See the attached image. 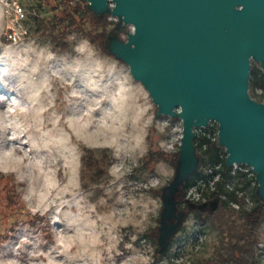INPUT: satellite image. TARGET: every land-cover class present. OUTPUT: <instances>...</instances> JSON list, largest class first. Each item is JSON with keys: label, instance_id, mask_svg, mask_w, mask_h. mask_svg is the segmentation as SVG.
Returning a JSON list of instances; mask_svg holds the SVG:
<instances>
[{"label": "rangeland", "instance_id": "rangeland-1", "mask_svg": "<svg viewBox=\"0 0 264 264\" xmlns=\"http://www.w3.org/2000/svg\"><path fill=\"white\" fill-rule=\"evenodd\" d=\"M12 2L0 0V66L8 73L0 75V173L12 174L21 185L11 187L10 178H0V220L6 222L15 211L6 198L14 188L10 191L22 211L45 216L49 226L22 216L13 229L0 221V264H85L83 258L98 246L114 249V264H151L155 243L145 234L158 224V191L169 183L174 167L159 161L146 168L142 160L151 148L168 155L177 152L181 119L156 114V105L131 76L128 63L91 44L108 73L91 72L73 51L86 38L69 35V51L59 52L38 36L31 21L16 23ZM102 147L111 153L108 173L99 185L84 189L80 157L85 148ZM195 163L191 153L177 169L178 182L188 178ZM256 193L264 199L261 183ZM195 224L189 214L184 231L191 234ZM259 232L258 242H264V221ZM204 233L195 243L175 242L170 256L157 264L210 258L217 236L210 228ZM261 259L255 250L254 264H264ZM104 264L113 261L105 258Z\"/></svg>", "mask_w": 264, "mask_h": 264}, {"label": "water", "instance_id": "water-1", "mask_svg": "<svg viewBox=\"0 0 264 264\" xmlns=\"http://www.w3.org/2000/svg\"><path fill=\"white\" fill-rule=\"evenodd\" d=\"M87 1L136 28L114 52L156 114L181 119L178 168L194 154V129L213 120L226 165L251 166L264 186V102L248 92L250 59L264 74V0Z\"/></svg>", "mask_w": 264, "mask_h": 264}, {"label": "trees", "instance_id": "trees-1", "mask_svg": "<svg viewBox=\"0 0 264 264\" xmlns=\"http://www.w3.org/2000/svg\"><path fill=\"white\" fill-rule=\"evenodd\" d=\"M21 5L25 12L24 21H31L38 36L49 41L53 49L59 52L69 51L67 38L76 34L86 38L100 52L121 60L116 56L114 48L123 46L126 38L121 39L120 35H127L131 31L128 29L129 25H123L119 20L111 18L108 9L97 11L90 7L87 0H23ZM248 92L252 98L264 102V74L257 66L250 70ZM170 118L177 117L174 115ZM203 131L207 132L208 128ZM192 146L196 163L188 178L181 182L177 181L179 146L177 152L171 155L151 148L143 157L142 164L146 168L159 161L169 162L174 167L171 180L158 191L162 201L158 224L145 234L155 243L151 264L168 258L171 254L170 248L175 242L181 239L191 243L196 241L193 231L190 234L183 229V221L189 214L198 226L195 231L204 232L210 228L217 236L212 256L193 264H254L259 227L264 221V201L257 195L255 186H250V180L244 173H230L231 167L226 165V154L217 139L212 141L205 134H195ZM110 160L111 153L108 148H85L80 157L81 187L88 189L90 186L99 185L108 173ZM217 164L219 168L212 174L219 172V179L215 181L213 190L203 192L205 201L184 200L186 189L194 184L196 179L203 178L207 187V178L211 174H206V169ZM0 178H10L11 187L21 185L19 182L15 183L12 174L0 173ZM227 184L231 188H228ZM10 190L7 191L6 198L10 208L15 211L8 214L6 222L0 220L2 225L13 229L15 219L22 216L26 221L28 219L33 224L37 223V226H49V220L45 216L22 211V206L18 205L19 200ZM236 191L250 193L252 204L246 207L244 195L239 197ZM232 203L238 204V208H233ZM177 232H182L183 237L176 239Z\"/></svg>", "mask_w": 264, "mask_h": 264}, {"label": "built area", "instance_id": "built-area-1", "mask_svg": "<svg viewBox=\"0 0 264 264\" xmlns=\"http://www.w3.org/2000/svg\"><path fill=\"white\" fill-rule=\"evenodd\" d=\"M109 6H112V3L109 4ZM11 8L13 10L14 19L16 23L22 22V20L25 18V12L24 8L21 4L17 2V0H13L11 4ZM112 18V17H111ZM114 19V18H113ZM23 33H25V29L23 30ZM12 36V35H11ZM14 37V36H13ZM15 38V37H14ZM208 128V131L205 132L203 129ZM209 128H212V130H209ZM195 134H205L207 137H209L212 141L217 139V123L213 120H209L206 126H201L194 129ZM229 167H231V174H235L237 171L242 172L246 175V177L250 180V186L253 187L257 186V181L255 178V173L252 171V167L246 164H236L232 163ZM219 168V164L215 165L213 168L206 169V174H211L209 178H207V187L203 180V178H198L195 180L194 184L189 186L184 194V200L190 201V202H204L205 201V195L203 194L204 191H211L213 190L214 183L219 179V172H215L212 174L213 171L217 170ZM228 188H231L228 184L226 185ZM237 195L240 197L243 196V201L246 207H249L252 204L250 193H244L242 191H236ZM233 208H238V204L232 203L231 204ZM196 229L198 228L197 225ZM195 229V230H196ZM193 231L194 236L196 238L195 242H198L199 239H201L202 236H205L204 232L201 231ZM194 242V243H195ZM256 254L259 259L264 258V242L259 241L256 245ZM261 259V260H262Z\"/></svg>", "mask_w": 264, "mask_h": 264}, {"label": "clouds", "instance_id": "clouds-1", "mask_svg": "<svg viewBox=\"0 0 264 264\" xmlns=\"http://www.w3.org/2000/svg\"><path fill=\"white\" fill-rule=\"evenodd\" d=\"M116 5L113 4L112 8L115 9ZM237 11H242L243 6L242 5H237L236 6ZM136 33V28L134 27L131 30V35H135ZM75 39V37H73ZM125 43H128V38ZM130 47H134V45H130ZM73 51L76 53L77 56L81 57L83 61L87 62L90 65L91 72L95 74H100V73H108V69L104 66L103 61L98 59L97 53L95 49L92 47L90 42L86 39H81L79 42L75 43L73 46ZM54 58V55L49 53L48 59L51 60ZM115 65L112 66V72H115ZM77 71H80L79 68L76 69ZM0 75L7 76L8 73L5 71L4 67L0 66ZM107 80V76L101 80V83H105ZM146 134V132H145ZM22 199L27 203L28 201V195L24 194L22 196ZM32 211H35L33 208ZM114 249L110 248H104L100 249L98 246V249L87 256H85L83 259L85 260V264H104L105 258L108 260L113 261L114 264V256L112 255V252Z\"/></svg>", "mask_w": 264, "mask_h": 264}, {"label": "flooded vegetation", "instance_id": "flooded-vegetation-1", "mask_svg": "<svg viewBox=\"0 0 264 264\" xmlns=\"http://www.w3.org/2000/svg\"><path fill=\"white\" fill-rule=\"evenodd\" d=\"M253 66H257V67L260 69L259 64H258L257 62H254L253 60L250 59V70H251V68H252ZM250 70H249V74H250ZM260 70H261V69H260ZM261 72H262V71H261Z\"/></svg>", "mask_w": 264, "mask_h": 264}, {"label": "bare ground", "instance_id": "bare-ground-1", "mask_svg": "<svg viewBox=\"0 0 264 264\" xmlns=\"http://www.w3.org/2000/svg\"><path fill=\"white\" fill-rule=\"evenodd\" d=\"M77 140V139H76Z\"/></svg>", "mask_w": 264, "mask_h": 264}]
</instances>
